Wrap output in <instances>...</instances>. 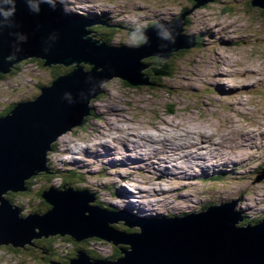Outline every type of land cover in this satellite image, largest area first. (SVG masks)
Listing matches in <instances>:
<instances>
[{
  "label": "rangeland",
  "instance_id": "obj_1",
  "mask_svg": "<svg viewBox=\"0 0 264 264\" xmlns=\"http://www.w3.org/2000/svg\"><path fill=\"white\" fill-rule=\"evenodd\" d=\"M56 1L60 3L59 0ZM64 1L68 2L66 10L69 13H77L76 16L92 18L93 15L106 16L104 13L110 16L108 19L111 20L96 18V21H107L112 25L111 27L106 25L107 31L101 29L108 34L103 33L98 27L92 29L101 36L95 38L98 43H104L107 48L123 47L120 44L130 48L134 46L132 44L139 42L137 36L122 29L121 26L125 24L135 28H144L148 23L158 21L165 24L173 22L171 16L177 14L181 18L184 16L188 19L182 27L181 35L192 37L197 44L187 51L174 52L175 54L166 60L160 58L161 60L156 61L153 57L150 59L151 56L141 60V65L144 63L148 66L143 70L144 73L153 68L152 78L159 77L158 86L154 88L150 85L129 86L120 78H110L103 82L98 87L99 92L91 97H96L90 103L92 114L85 115L86 117L80 120L83 124L66 130L54 144H50L46 162L50 174L41 172L27 179L29 188H26L24 197L19 196L16 201L15 198L11 200L13 193L6 196L11 205L19 208L23 206L24 216L38 213L35 210L38 206L47 209L48 205L50 210L51 206L44 200L43 203L42 196V199L35 198L37 193L42 191L44 193L49 187L59 189L64 180H70L73 185L71 187L76 189L75 192H84L83 190L87 189L88 192L93 193L95 203L92 202L91 205L99 204L98 206L111 213L127 210L128 214L139 219H148L147 216L161 218L167 213H175V216L197 213L206 208L208 210L211 207L224 205V201L228 199L237 201L236 210L242 213L245 221L264 218V204H260V199H257L259 195L264 200V156L262 155L264 153V10L258 6L251 7L249 4L252 0H207L199 7H195L198 2L194 0ZM189 10L192 12L188 15ZM143 40L142 37L141 41ZM169 54L171 55L172 52ZM166 64L169 66L167 69L164 67ZM13 67L7 76L0 75V113L20 101L37 98L41 94V89L53 80L52 71L43 68L40 60L29 57ZM93 68L94 65L81 62L74 66L72 73L75 71L90 73ZM96 71L100 72L101 68ZM235 93H239L237 98L234 97ZM228 94L233 95V100ZM131 127L136 129L133 133L150 134L156 139H165V143L170 142L172 145L169 146L176 145L177 157L188 154L184 149L182 150L185 153H182L179 145L194 146L190 152L196 153L199 148L195 145L203 142L201 136H206L207 138L204 139L207 140V145L212 147L209 149L214 150L218 147L220 153L223 152L226 165L206 166L205 169L210 175L214 174L216 177L217 174V177L224 182L210 179L208 182L205 180L202 182L200 177L194 176V179L199 180H195L196 185L193 187L190 183L186 185L177 182L176 179L170 180L165 178V171L173 172L176 167L168 163L169 166L164 167L166 169H159V173L155 174V180L145 177L143 182L137 183L141 187L135 189L147 193L148 187L145 183H150L156 190L178 187V191L174 189L173 194L165 195L159 193L154 202L149 198L147 202L154 204L147 208L143 215L134 212L139 209L137 206H140L132 199L137 195L134 179L141 180V174L135 170L138 159H133L134 156L130 159L126 157L128 154L122 151L129 149L133 151L132 142H140V135L139 138H130V141H127V134L131 131L125 130ZM91 132L94 135H91ZM244 134H246L245 138L251 141L250 150L236 147L239 146L238 140H242ZM253 139L262 141L260 146L253 145ZM216 141L219 142L217 145ZM111 142L115 144V152L114 147L110 150L106 145L103 146V144L110 145ZM204 145L206 144L200 146ZM89 146H94L95 151L90 152ZM148 146L157 147L155 144ZM79 149H84V152H81L82 158L80 154L77 155L80 153ZM120 151L123 153L121 152L117 159V153ZM200 151L198 153L203 155V151ZM105 154L110 155L111 161L113 156L114 166L106 163ZM230 155L236 157L234 162L236 165L232 163ZM74 156L77 157V164H74ZM152 158L148 161L151 168H153L152 163L153 166L156 163L161 164L160 160L154 156ZM121 161L124 163L122 164ZM219 162L221 163V160ZM144 164H148L147 160ZM141 167L139 166L137 170L143 168ZM156 175L161 178H157ZM28 204L36 205L34 211L29 210ZM152 211L155 213L153 214ZM108 226L124 234L129 232L135 234L141 230L140 227H128L124 221L108 223ZM67 238L71 242L64 240ZM34 242L38 243L37 240L32 243ZM51 244L56 254L51 256L45 252L51 260H45L44 253H39L38 247L35 249L36 244L35 248L27 246L25 249L1 245L0 264H49V261L68 264L77 253H84L94 261H102L118 253L123 257L122 252L130 250L129 245L122 243L115 245L109 240H91L90 237L78 241L65 234L55 237L51 240Z\"/></svg>",
  "mask_w": 264,
  "mask_h": 264
},
{
  "label": "water",
  "instance_id": "obj_2",
  "mask_svg": "<svg viewBox=\"0 0 264 264\" xmlns=\"http://www.w3.org/2000/svg\"><path fill=\"white\" fill-rule=\"evenodd\" d=\"M27 1L15 0L14 15L0 16V74L10 73L15 64L29 57L43 60L48 68L78 62L94 68L90 73L74 69L58 77L41 90L37 100L19 104L0 118V246L31 247L33 241L57 234L78 241L98 236L115 245L127 243L130 250L122 252L124 256L116 261H94L77 253L69 264H264V220L242 225V215L233 212L235 201L164 220H139L124 211L106 212L108 223L124 221L127 226L142 228L135 235L100 228L97 214L89 211L93 193L87 194L91 200H84L83 192L68 186L43 193L51 209L42 214L22 217L12 208L6 196L25 192L31 176L50 174L46 167L50 143L87 115V103L103 82L119 77L133 86H151L141 74L146 67L139 64L140 59H168L170 52L195 46L192 37L181 35L179 20L144 31L146 43L138 49L107 48L104 43L98 46L86 36L84 27L90 25L89 20L65 16L50 0ZM251 5L264 10V0H252ZM101 231L104 235L99 236Z\"/></svg>",
  "mask_w": 264,
  "mask_h": 264
},
{
  "label": "bare ground",
  "instance_id": "obj_3",
  "mask_svg": "<svg viewBox=\"0 0 264 264\" xmlns=\"http://www.w3.org/2000/svg\"><path fill=\"white\" fill-rule=\"evenodd\" d=\"M50 1H52V2H54V3H56V4H58L59 5V7L61 8V10H62V12L64 13V15L65 16H67V17H69V18H76V14L77 13H74V12H72V13H69L66 9V7L68 6V2H65L64 0H59L60 1V3L58 2V1H53V0H50ZM200 1L201 0H197V2H198V4H200ZM87 8H90V7H87ZM87 8H86V10H87ZM75 10L77 11L78 10V8L76 7L75 8ZM85 10V9H84ZM66 12H68V15H67V13ZM192 11L191 10H189L188 11V15L191 13ZM92 14V13H91ZM106 16H102V15H93V17L95 16L96 18H101V17H103V18H105V19H107V20H111V18L110 19H108L110 16L109 15H107L106 13H104ZM174 15H172L171 17H172V20L173 21H176V20H179V21H181V24H182V27H183V25H185L186 23H187V19L186 18H181V17H179V14H177L176 16H174ZM90 18V20H89V22H90V25L89 26H86V27H84V30L88 33L86 36H87V38L88 37H90V38H92V39H94V41H96V44L98 45V46H100L102 43H98L99 41L98 40H96L95 38H96V36H97V38L98 37H100L98 34H96V33H94L93 31H92V29L94 28V27H98L99 28V30H101L102 28H103V30L104 31H107V27H106V25H109L108 23H107V21H101V22H103V23H101V22H99V21H96L95 20V18ZM84 18V16H79V17H77L76 19H83ZM121 22H123V21H121ZM161 24H163V22H153V23H148L147 24V26L146 27H144V28H135V27H132L131 25H129V24H125V25H123V26H121L122 27V29H125L126 31H128L129 33H131V34H134L135 36H137L139 39H142V37H143V32L144 31H146V30H148V29H150V28H152V27H155V26H157V25H161ZM112 26V25H111ZM182 29V28H181ZM202 30V29H201ZM102 31V30H101ZM209 31V30H208ZM213 31V30H212ZM103 32V31H102ZM103 33H107V32H103ZM209 33V32H208ZM205 34H207V33H205ZM213 39V38H212ZM102 40V39H101ZM145 40V39H144ZM102 42V41H101ZM231 42V41H230ZM106 43V42H105ZM138 43H141L140 42V40H139V42ZM132 44V45H134L133 47H130L129 49H138L139 47H141V46H143L145 43H146V40H145V43H141V44ZM121 46H123L124 48H128L129 46H124L123 44H120ZM136 45V46H135ZM123 47H121V48H123ZM150 58V57H149ZM148 58V59H149ZM141 60L142 59H140L139 60V64H140V62H141ZM166 60V59H165ZM79 64H80V62H78ZM60 65H63V66H66V65H64V64H60ZM143 66H145L146 68H148V66L146 65V64H144L143 63ZM144 70V69H143ZM143 70H141V74L142 75H144V76H146L147 77V79H148V81H150L149 79H150V77L149 76H147L144 72H143ZM156 71V70H155ZM63 76V75H62ZM112 79L113 78H119V77H111ZM121 79V78H120ZM121 80H123V79H121ZM125 83H127L129 86H133L132 84H130L129 82H127V81H125V80H123ZM133 87H139V85H134ZM99 89V88H98ZM100 90V89H99ZM243 90V89H242ZM230 91V90H229ZM237 91V90H236ZM240 91V90H239ZM238 91V92H239ZM228 92V91H227ZM229 93V92H228ZM42 95V93L37 97V98H35V99H33V100H24V101H20V102H18V103H16L14 106H13V108H15L17 105H19V104H22V103H27V102H32V101H35V100H37L40 96ZM99 96V95H98ZM228 96H229V98H233V95H230V94H228ZM239 96V93H235V98H237ZM94 99H96V97L95 98H91L89 101H88V103H87V114L88 115H91L92 114V107H90V103H91V101L92 100H94ZM233 100V99H232ZM240 104V103H239ZM234 105V104H233ZM232 105V106H233ZM241 106H242V104H241ZM101 112V111H100ZM114 112V111H113ZM103 113V112H102ZM108 114V113H107ZM111 114V113H110ZM109 114V115H110ZM84 117H86V116H82V118H84ZM105 117V116H104ZM107 118H108V116H107ZM109 121V120H108ZM81 124H83V122H80L78 125H76V126H80ZM112 125V124H111ZM127 126H129L130 127V125H127ZM129 127H127V128H129ZM135 127V126H134ZM123 128V127H122ZM132 128V127H131ZM126 129L125 131L126 132H129V131H131L130 133H128L127 134V141H130V138H139V135H140V138H139V140H140V142H138V141H135V142H132L133 144H134V150H133V153L132 154H130L129 156H126V157H130V159H132L133 158V156H134V158L133 159H138V157H139V159H140V161H141V163L143 164V166H144V168H145V171L147 172V173H149V174H153V175H151V176H155V174H157V172L159 171V169H162V168H164V167H168L169 166V164L171 163L172 164V166H174V167H176V169H175V171H173V172H168V171H165V178H169L170 180H173V179H176V181L178 182H181L182 184L184 183V184H189V180H191L192 179V177H193V179H194V176H192L193 174H194V171H196L197 169H204V170H206L205 168H206V166L207 167H219L220 165L221 166H224V165H226V162L223 160V152L222 153H220V149L217 147V148H215L214 150H212V149H209V147H211V146H209V145H207V140H205L204 138L206 137H203V136H201V138L203 139L202 141V143H197V145H195L197 148H199V150H202L203 152H204V156H202V157H200L198 154L197 155H195L196 153H197V151L198 150H196V153L195 152H190V150L191 149H193V147L194 146H183V145H179V147H180V149L182 150V149H184V150H186L187 151V156H185V155H181L182 157H180L179 155H178V157H177V154L175 153L176 151H175V146L174 147H172L171 146V148L169 149V150H165V151H159V150H157V148L159 147L157 144H160V143H162V142H165V139H156V138H154L152 135H150V134H138L137 132L136 133H133L134 132V130H136V129H134V128H132V129ZM139 130V129H138ZM137 130V131H138ZM161 130V129H160ZM64 134L62 133V134H60L58 137H60V136H63ZM91 135H94V134H92V132H91ZM146 135H148V136H146ZM200 136V135H199ZM245 136H246V134H244V136H243V139L242 140H238V142H240V144H239V146L237 145L236 147H238V148H240V149H248V150H250V148L252 147V144H251V141L249 140V138L248 139H246L245 138ZM58 137H56L50 144H54L57 140H58ZM207 138V137H206ZM166 141H167V139H166ZM249 142V143H248ZM63 144H65L64 142H62ZM219 142L218 141H216V145L218 144ZM221 143V142H220ZM262 143V141H258V140H256V141H254V139H253V145H257V146H260L259 144H261ZM130 144V143H129ZM149 144H155L157 147H153V146H148ZM202 144H206V145H204V146H200V145H202ZM264 144V143H263ZM109 145V144H108ZM172 145V144H171ZM103 146H104V144H103ZM178 146V145H177ZM127 147H129V146H127ZM60 148V147H59ZM89 148H90V152H93V151H95V148H94V146H89ZM89 148H87L88 150H89ZM212 148V147H211ZM80 150V153H78L77 155H79L80 154V157L82 158V156H81V152H84V149H79ZM106 150V149H105ZM130 150V149H129ZM184 150H182V153H185L184 152ZM174 151V152H173ZM179 151V150H178ZM115 152V151H114ZM114 152H111V153H114ZM202 152V153H203ZM264 152V151H263ZM123 153V152H122ZM125 154V153H124ZM163 154V156H161ZM173 154H176V155H174L173 156ZM201 154V153H200ZM263 156H264V153L262 154ZM47 156H48V153H47ZM105 156H106V159H104L105 161H106V163H111L110 165H113L114 166V164L112 163V161L110 160V155H108V154H105ZM154 156V158H156V159H158V160H160L161 161V164H159V163H156V165L155 166H153V164L154 163H152V167L153 168H151V165H149V160H151V158ZM231 156H232V158H231ZM125 157V158H126ZM77 157L76 156H74V164H77L78 163V160L76 159ZM230 158L232 159L231 161H232V163L233 164H235L234 162H235V160H236V157L234 156V155H230ZM129 159V160H130ZM153 159V158H152ZM238 159V158H237ZM247 159V158H246ZM246 159H243L244 161L246 160ZM84 161H85V159H83ZM147 160V165H145L144 163H145V161ZM172 160H175V161H172ZM221 160V163L219 162ZM217 161V162H216ZM238 161V160H237ZM79 162H81V161H79ZM151 162H153V161H151ZM240 162V161H239ZM82 163V162H81ZM169 163V164H168ZM199 163V164H198ZM130 164V163H129ZM127 167V166H126ZM156 167L158 168V169H156ZM171 167V166H170ZM129 168V167H128ZM142 168V167H141ZM164 169H166V168H164ZM130 170V169H129ZM129 170H127V171H129ZM193 170V171H192ZM141 171V169H139L138 170V172H140ZM161 171V170H160ZM193 173H192V172ZM201 171V170H200ZM159 173V172H158ZM164 174V172H161V174ZM201 173H202V175H203V178H202V180L201 181H206V182H208V180L210 179V180H214L215 179V175L214 174H212V175H210V173H209V171L208 170H206V171H201ZM110 174V173H109ZM147 177V176H146ZM198 177H199V175H198ZM154 180V179H153ZM197 180H199V179H197ZM221 178L219 179L218 177H217V174H216V181H218V182H221ZM150 181H152L151 179H150ZM186 182V183H185ZM222 182H224V180H222ZM146 185H147V187H148V190H147V193H145V192H143L141 189H139V190H141V191H138L137 192V194H139L140 195V198L141 199H146V200H149V198H150V200L151 199H154L155 197H157L158 195L157 194H159L160 193V195L162 194V195H165V194H167V193H174L173 191H174V189H177V191H178V187H176V188H173V189H167V188H164V189H158V190H156V189H153L152 188V186H151V184L150 183H145ZM149 185V186H148ZM173 190V191H172ZM127 193V192H126ZM236 193V192H235ZM125 196V195H124ZM133 197V196H132ZM135 198V197H134ZM134 198H132L133 199V201L134 202H138V200L137 199H134ZM263 197H261V196H259L258 195V197H257V199H260V204H264V200L262 199ZM234 199V198H233ZM169 200H171V199H169ZM235 200V199H234ZM234 200H231L230 201V199H228V200H226V201H224V203L223 204H228V203H231V202H234ZM256 200V199H255ZM179 201H181L180 199H179ZM171 202H173V201H171ZM235 202L237 203V201L235 200ZM256 202V201H255ZM150 203V202H149ZM236 203H235V206H234V208H233V212L234 213H240L239 211H237L236 210ZM126 204V203H125ZM180 204V203H179ZM188 205V204H187ZM125 206V205H124ZM262 206V205H261ZM246 208V207H245ZM128 209V208H127ZM244 210H246V209H244ZM143 211V210H142ZM125 212L127 213V210H125ZM149 214H152V212H148ZM243 213L245 214V211H243ZM128 214V213H127ZM241 215H242V213H240ZM130 215V214H129ZM143 215V214H142ZM147 215V214H146ZM138 218V217H137ZM70 236V235H69ZM81 251V250H80Z\"/></svg>",
  "mask_w": 264,
  "mask_h": 264
},
{
  "label": "trees",
  "instance_id": "obj_4",
  "mask_svg": "<svg viewBox=\"0 0 264 264\" xmlns=\"http://www.w3.org/2000/svg\"><path fill=\"white\" fill-rule=\"evenodd\" d=\"M195 2H197V0H194ZM251 7H253L251 4H249ZM187 19V18H186ZM188 20V19H187ZM108 34V33H107ZM100 36V35H99ZM97 37V36H96ZM101 37V36H100ZM99 38V37H98ZM140 40V42L141 43H145V40H143V41H141L142 39H139L138 38V41ZM102 41L103 42H105L103 39H102ZM141 43H138V44H141ZM154 58L156 61H159V60H161L160 59V57H156V56H151L150 57V59L151 58ZM151 63V62H150ZM59 67L61 68V73H59V71H60V68L59 69H56V70H53L52 72H51V74H53V79H56V77L59 75V77L60 76H62L63 74H64V72H66V70H65V67L63 66V65H59ZM145 74L147 75V76H150V83L152 84L150 87L151 88H154L156 85L158 86V84H157V81H159V77H156V78H152V76H153V74H154V71H153V68H150V69H148L146 72H145ZM152 78V79H151ZM8 111L9 110H7L6 112H3V113H0V117H2V116H4L6 113H8ZM83 126V125H82ZM81 126V127H82ZM47 176H49V175H47ZM220 179V178H219ZM214 180H216V178L214 179ZM74 184H75V182H74ZM68 186V185H70V186H73V185H71V182H70V180H64L63 181V183H62V186ZM62 186H61V188H62ZM27 187L29 188V183H27ZM25 192H23V193H14L13 194V196L11 197V200H13V198H15V200L17 201L18 199V197L20 196V197H24L23 196V194H24ZM42 194H43V191L42 192H39V193H37V195H36V197L35 198H37V197H40L41 198V196H42ZM42 199V198H41ZM42 201H43V199H42ZM43 203H45L44 201H43ZM98 203V202H97ZM29 205V204H28ZM34 206H36V205H29L28 207H29V210H32V211H34ZM39 207V206H38ZM38 207H36L35 208V210H37V212H38V214H40V213H44V212H46L47 210H48V208H49V206L47 205V209H45V207L44 206H41V208H38ZM23 209H24V207L23 206H21L20 207V211L22 212L23 211ZM23 213V212H22ZM166 217H171V215H167ZM246 222V221H245ZM54 239V238H53ZM52 238H50V239H48V240H44V239H42L41 241H38L37 240V242L38 243H35L34 242V246H35V244H36V248L35 249H37V247L39 248L38 249V252L39 253H44V258H45V260L46 259H50L51 260V258H49L48 256H46L45 254L46 253H48V255H51V256H53L54 254H56V251H55V249H54V247H53V244H51V240H53ZM94 239V238H93ZM64 240H66L67 242H71L70 241V239L69 238H67V239H64ZM92 240V239H91ZM41 243H44V245H41ZM46 243V244H45ZM34 248H33V250H34ZM46 252V253H45ZM42 257V256H41ZM119 257V253H118V255H114V256H112V257H108L106 260H108V261H111V260H113V259H116V258H118ZM41 259V258H40ZM54 258H52V260H53ZM54 262H56V263H59V262H57V261H54ZM49 264H50V261H49ZM61 264V263H60ZM68 264H69V262H68Z\"/></svg>",
  "mask_w": 264,
  "mask_h": 264
},
{
  "label": "clouds",
  "instance_id": "obj_5",
  "mask_svg": "<svg viewBox=\"0 0 264 264\" xmlns=\"http://www.w3.org/2000/svg\"><path fill=\"white\" fill-rule=\"evenodd\" d=\"M5 5H11V7H5ZM14 13H15V0H0V16L7 18L14 15ZM164 35L167 36V33H164ZM143 39H146V37H143Z\"/></svg>",
  "mask_w": 264,
  "mask_h": 264
},
{
  "label": "flooded vegetation",
  "instance_id": "obj_6",
  "mask_svg": "<svg viewBox=\"0 0 264 264\" xmlns=\"http://www.w3.org/2000/svg\"><path fill=\"white\" fill-rule=\"evenodd\" d=\"M108 27H111V25H109Z\"/></svg>",
  "mask_w": 264,
  "mask_h": 264
}]
</instances>
